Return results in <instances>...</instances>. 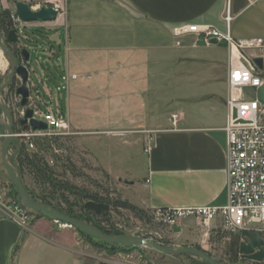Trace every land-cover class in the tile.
<instances>
[{"label":"crops","instance_id":"obj_1","mask_svg":"<svg viewBox=\"0 0 264 264\" xmlns=\"http://www.w3.org/2000/svg\"><path fill=\"white\" fill-rule=\"evenodd\" d=\"M226 9L234 38L264 39V0H69L65 22L46 24L67 32V109L57 113L69 127H134L142 122L147 128L151 145L143 155L146 171L131 186L136 193L134 203L148 215L156 209L227 204L225 46L217 45L221 53L199 43L201 50L212 55L201 63L219 66V74L188 71L181 85L177 72L171 78L175 89L166 105L174 110L170 117L182 114L175 125L170 117L166 122L160 117L155 83L161 77L162 33L175 44L171 30L177 25H209L225 31ZM90 30L97 34L84 38L82 33ZM188 39L193 40L185 37L181 42L186 45ZM44 51L46 60L57 61L52 47ZM182 52L187 61L194 62L188 54L191 51L184 48ZM176 55L170 61L175 65ZM260 72L264 75V59ZM214 78L218 81L210 82ZM195 79L200 83L192 86ZM30 104L34 105L32 98ZM103 113H109V121L100 119ZM59 224L38 215L24 228L0 211V264H83L76 233ZM219 225V221L213 223L210 235L217 234ZM197 228V221L185 220L179 233L172 232L179 239L177 246L204 248ZM230 238L237 245L241 240Z\"/></svg>","mask_w":264,"mask_h":264},{"label":"rangeland","instance_id":"obj_2","mask_svg":"<svg viewBox=\"0 0 264 264\" xmlns=\"http://www.w3.org/2000/svg\"><path fill=\"white\" fill-rule=\"evenodd\" d=\"M2 5V13L7 12L5 17L7 20L9 11L14 7V0H2ZM62 22H65V19ZM50 27L52 26L33 25L22 28L19 31L20 42L14 49L18 51L27 49L30 54L29 86L30 89L33 87L36 90L33 89L31 92L33 102L42 112H47L49 108L56 114L58 110L66 112L67 109L68 81L64 62L67 32L64 28ZM9 28L8 22L7 29ZM95 34L97 33L94 30H90L82 33V36L84 38L90 36L93 39ZM52 38L57 42H53ZM185 43L187 44L181 42L179 46H176L162 33L161 77L157 78L155 83L159 85L156 94L159 100L161 99V106L158 109L163 122H166L171 112L174 111L166 105L168 103L166 101L175 89V81L171 82V78L176 72L179 85H181L188 71L195 74L210 71L214 75L221 71V68L215 64L201 63V61H208L212 56L207 51L201 50L205 45L198 44L196 47L193 40L189 39ZM49 47L57 53L56 62L46 60L47 52L45 53L44 49H49ZM184 48L191 51L188 54L194 62L187 61L184 57L186 54L181 55ZM221 48L211 46V49H219L220 52ZM176 52L179 54L177 65L170 63L171 59H175ZM0 53L5 64L4 69L0 71L1 81L10 69V65L3 53ZM17 79L18 82L10 90H6L1 99V103L11 109V113L16 116L21 112L19 100L11 98V95H14V87L19 84L20 80ZM217 81L218 79L214 78L210 82ZM199 83L200 80L195 79L191 85ZM104 90L99 91L104 92ZM248 96L253 97V92ZM174 115H177L179 119L182 117V114ZM174 115H171V120ZM100 119L109 121V113H103ZM22 130L25 129H13V135L21 133ZM3 134L4 130L0 128V146ZM148 136L147 128L142 126V122L134 127L115 128L102 126L77 128L70 125L69 134L66 136L57 135L35 139V148L32 151H28L22 141L13 137L11 143L14 142V144L11 146L10 143L8 158L17 168L25 188L38 202L45 200L53 203L61 210L73 213L78 220L85 218L89 224L98 226L109 233L149 234L148 237L153 236L165 247H179L177 246L180 243L178 238L168 229L153 225L149 220V215L138 209L134 203L136 193L131 183L138 182L145 174L146 158L143 155L148 146ZM16 144L21 146V149L17 150ZM50 160L53 161L52 165L48 162ZM0 188H5L7 193L11 190L10 181L1 162ZM8 198L13 201L12 197L8 196ZM88 201L108 204L109 211L95 215L84 209L83 205ZM33 215L35 220L38 215ZM197 229L201 230L199 226ZM73 231L77 235V251L83 264H207L197 257L184 254L169 257L149 249L143 253L135 249L109 254V248L101 245L96 241L97 239L88 238L89 236L86 237L87 235H82L75 229ZM216 233L213 236L203 237L204 248L193 247L202 249L220 264H257L242 260L237 242L235 240L231 242L229 235L221 230ZM200 234L203 236L202 231Z\"/></svg>","mask_w":264,"mask_h":264},{"label":"built area","instance_id":"obj_3","mask_svg":"<svg viewBox=\"0 0 264 264\" xmlns=\"http://www.w3.org/2000/svg\"><path fill=\"white\" fill-rule=\"evenodd\" d=\"M27 5L32 12L52 9L57 17L52 22H21L13 7L8 13L11 29L18 34L22 28L33 25L46 26L62 22L68 12L69 0H14ZM226 30L221 31L209 25L181 24L172 28L171 36L176 46L185 37H192L194 46L202 43L209 47L211 40L224 45L227 51V94L225 98L226 119L225 156L227 174V204L224 206H203L188 208L156 209L149 220L153 225L164 227L172 233L174 227L181 228L187 219L197 221L203 237H208L214 222L219 221V230L230 237H239L243 231L258 232L264 241V105L258 100V90L264 86L261 74L254 59H264V39H236L230 33L231 17L228 9L223 16ZM253 92V97L248 94ZM33 119L47 124L44 132L31 131L30 128L13 135L22 141L28 151L35 148L34 140L52 136H66L69 125L66 119L52 111L42 112L33 109ZM178 116L172 117L173 125ZM151 140L144 150L150 151ZM58 152V151H55ZM50 165L53 161H48ZM0 211L2 215L16 219L27 228L34 220L35 213L27 210L21 203L8 198L5 188H0ZM56 222V221H55ZM58 223V222H56ZM65 226V225H64ZM63 226V227H64ZM142 238H148V235ZM239 242V243H240ZM258 250L255 249V252ZM256 263V262H255ZM257 264H264V261Z\"/></svg>","mask_w":264,"mask_h":264},{"label":"water","instance_id":"obj_4","mask_svg":"<svg viewBox=\"0 0 264 264\" xmlns=\"http://www.w3.org/2000/svg\"><path fill=\"white\" fill-rule=\"evenodd\" d=\"M2 0H0V16L3 11ZM15 11L21 22H52L56 19L57 14L52 9H41L38 12L30 11L29 7L21 2H16L14 5ZM7 41L9 43L17 42L15 30H11L7 34ZM210 44L212 46H217L215 40H211ZM0 52L6 57L9 65L10 71L5 75V78L0 83V95L7 88L9 82L12 80L13 76L16 75L20 80V85L15 91V95L20 99V106L26 108L24 116L20 119L19 124L22 128H30L31 131L44 132L48 130L46 123L33 119V109L28 107L29 100L31 99V89L29 86V69L25 65H18L16 59L14 58L11 51L3 44L0 37ZM22 55L24 57V62L29 61L30 54L27 49L22 50ZM254 63L257 65L260 71L263 70V59H254ZM258 100L264 105V86L258 90L257 94ZM0 111L6 118V121L0 120V126L4 129L3 140L0 146V162L8 177V180L16 189L21 204L29 211L35 214H45L49 216L54 221L61 223L69 228H73L81 231L85 235L97 239L102 243L107 245L115 246H132L141 249H150L157 253L165 256H177L182 254H188L201 259L207 264H220L219 262L212 259L205 251L202 249H197L194 247H165L155 240L153 236L148 238H142L139 234L134 235H108L102 232L97 227L76 218H72L65 215L51 206L41 204L34 201L28 194L25 185L21 179V176L17 168L11 164L8 158V150L10 143L13 139V119L11 117L10 111L5 107L0 101ZM84 209L93 212L95 215H99L102 212L109 211V205L104 203H95L88 201L83 205ZM173 233H179L180 228L174 227L172 229ZM241 236L244 238L238 244V251L242 258L248 261L261 263L264 261V241L260 238L258 232L248 233L243 231ZM255 249L258 251L255 252Z\"/></svg>","mask_w":264,"mask_h":264},{"label":"flooded vegetation","instance_id":"obj_5","mask_svg":"<svg viewBox=\"0 0 264 264\" xmlns=\"http://www.w3.org/2000/svg\"><path fill=\"white\" fill-rule=\"evenodd\" d=\"M10 24V23H9ZM8 28V21L6 20L5 21V25H3V26H0V37H1V41L3 42V44L11 51V53L13 54V56H14V58L16 59V61H17V63H18V65H25L28 69H30L29 68V66H28V62L27 63H25L24 62V57H23V55H22V50L23 49H20L19 51L17 50V49H14V47L17 45V43L18 42H20V40H19V34L16 32V37H17V42H15V43H9L8 41H7V34H8V32L9 31H11V30H13V29H11V26H10V28L9 29H7ZM29 59H30V57H29ZM10 71V69L4 74V76H3V78H2V80L5 78V75L8 73ZM18 77L16 76V75H14L13 76V78H12V80L9 82V84H8V86H7V88L1 93V95H0V101H1V99H2V96L4 95V93H5V91L6 90H10L11 88H12V86L15 84V83H17L18 82V79H17ZM1 80V81H2ZM17 80V81H16ZM1 81H0V83H1ZM19 85H20V81H19V84H17L16 85V87H14V95L12 96L11 95V98H15L16 100H19V105H20V99H19V97H17L16 95H15V91H16V89L19 87ZM33 89L34 88H31V92L33 91ZM35 90V89H34ZM36 91V90H35ZM37 94V93H36ZM30 106V108L31 109H34V108H38L37 107V105L34 103V105H31V104H29ZM8 108V107H7ZM9 109V108H8ZM20 110H21V112H19V115L18 116H16V115H14V113L12 114L11 113V109H9V111H10V114H11V117H12V119H13V127H12V130L13 129H15V128H19V129H22V127L20 126V124H19V121H20V119L24 116V113H25V110H26V108H23V107H21L20 106ZM0 119L1 120H3V121H6V118H5V116L3 115V113L0 111ZM0 128L2 129V130H4L1 126H0ZM151 236V235H150ZM155 240L157 241V239L155 238ZM159 242V241H158ZM160 243V242H159ZM161 244V243H160ZM139 250L143 253L145 250H147V249H141V248H139ZM150 250V249H149ZM152 251V250H151ZM155 252V251H154ZM160 254V253H159ZM183 255V254H182ZM184 255H188V254H184ZM129 255H127V257H128ZM189 256H191V255H189ZM140 258H141V255L139 256ZM191 257H194V256H191ZM242 257V256H241ZM242 260H245V259H243L242 258ZM245 261H247V260H245Z\"/></svg>","mask_w":264,"mask_h":264},{"label":"trees","instance_id":"obj_6","mask_svg":"<svg viewBox=\"0 0 264 264\" xmlns=\"http://www.w3.org/2000/svg\"><path fill=\"white\" fill-rule=\"evenodd\" d=\"M7 14V12H3L2 14H1V16H0V26H3V25H5V21H6V19H5V17L7 16L6 15ZM13 144H14V142H12L11 143V146H13ZM16 149L17 150H19V149H21V146H19L18 144H16ZM39 157H41V156H39ZM42 158V157H41ZM22 179V178H21ZM10 191H9V193H8V196L9 197H12V199H13V201H15V202H18V203H21L20 202V199H19V195H18V193H17V191H16V189L13 187V185L10 183ZM26 190H27V188H26ZM27 192H28V190H27ZM28 194H29V196L34 200V201H36V202H38V200H36L35 198H33V196H31V194L28 192ZM39 203H41V204H44V205H47V206H51V207H53V208H55L56 210H58L59 212H61V213H63V214H65V215H68V216H70V217H72V218H76V219H78V217L77 216H75L73 213H71L70 211H64V210H61L60 208H58L56 205H54L53 203H50V202H48V201H45V200H40L39 201ZM37 215H45V214H37ZM45 216H47V215H45ZM49 217V216H48ZM79 220H82V219H80L79 218ZM82 221H86V222H88L85 218H83V220ZM89 223V222H88ZM93 225V224H92ZM95 226V225H94ZM95 227H97L98 229H100L102 232H104L105 234H108V235H120V234H113V233H109V232H107V231H105V230H103L102 228H100V227H98V226H95ZM76 230V229H75ZM76 231H78L79 233H81L82 235H84V233H82L81 231H79V230H76ZM86 236V235H85ZM86 237H88V236H86ZM88 238H90V237H88ZM94 239V238H93ZM94 240H96V239H94ZM97 242H100V244L101 245H103V246H105L106 248H109V254H115V253H118V252H126V251H130V250H139L137 247H132V246H115V245H107V244H105V243H102L101 241H98V240H96ZM198 248V247H197ZM200 249V248H199ZM209 255V254H208ZM210 256V255H209ZM211 257V256H210Z\"/></svg>","mask_w":264,"mask_h":264},{"label":"bare ground","instance_id":"obj_7","mask_svg":"<svg viewBox=\"0 0 264 264\" xmlns=\"http://www.w3.org/2000/svg\"><path fill=\"white\" fill-rule=\"evenodd\" d=\"M4 67H5V64L3 62L2 55L0 53V71H2L4 69ZM62 226H64V225L62 224ZM64 227H67V226H64Z\"/></svg>","mask_w":264,"mask_h":264}]
</instances>
